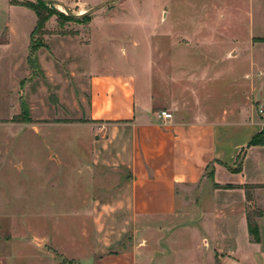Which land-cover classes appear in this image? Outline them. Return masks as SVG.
I'll list each match as a JSON object with an SVG mask.
<instances>
[{
    "label": "crops",
    "instance_id": "1",
    "mask_svg": "<svg viewBox=\"0 0 264 264\" xmlns=\"http://www.w3.org/2000/svg\"><path fill=\"white\" fill-rule=\"evenodd\" d=\"M20 2L0 0V32L7 31L0 43V64L14 76L28 74L37 60L43 69L46 65L42 52L29 53L37 17ZM16 10L35 19L23 38L13 20ZM13 38L19 39V52L11 50ZM253 38L251 33L247 50L231 47L220 56L226 60L228 54L235 58L248 52L252 67L256 54L262 61L246 74L248 84L233 89L240 102L232 99L230 105L212 103L215 89L207 87L212 78L205 67L171 73L161 69L155 85L145 76L137 88V71L127 67V60L92 66L86 76L88 99L82 101L86 152L92 170L108 178L96 183L98 195L91 199L99 245L75 264H264V144L248 146L264 127L257 110L264 106V42ZM176 43L173 37L157 36V58L191 60L189 40L186 51L167 55L165 45ZM142 59L136 57L139 65ZM223 97L228 102L229 93ZM11 101L19 107L20 99ZM158 110L170 112L172 118L162 121ZM26 125L27 133L13 132V151L20 155L26 150L32 161L36 127ZM252 210L262 213L256 217L258 241L248 232L246 215ZM23 252L32 256L28 264H46V259L57 264L35 246L15 247L10 255L0 250V264H22L28 256ZM176 254L182 257L179 262L174 261Z\"/></svg>",
    "mask_w": 264,
    "mask_h": 264
},
{
    "label": "rangeland",
    "instance_id": "2",
    "mask_svg": "<svg viewBox=\"0 0 264 264\" xmlns=\"http://www.w3.org/2000/svg\"><path fill=\"white\" fill-rule=\"evenodd\" d=\"M15 1L38 6L37 0ZM56 1L64 6H39L48 18L32 38L38 45L35 53L45 55V68L37 65V60L28 74L14 76L0 64V97L5 98L0 101V250L10 255L15 247H41L57 264H75L99 245L91 199L98 195L96 183H106L108 178L104 172L92 170L86 152L89 143L82 101L88 99L86 76L92 66L127 60V67L137 71V88L145 76L155 85L161 69L171 73L172 69L195 66L199 71L205 67L212 78L207 87L215 89V107L230 105L232 99L240 102L233 89L248 84L246 74L255 72L257 62L262 61L256 54L252 67L248 52H239L235 58L228 54L226 60L220 56L231 47L247 50L251 33L255 41L264 42V0ZM68 11L71 15L86 12L87 16L69 19L64 16ZM15 12L13 20L23 38L35 19L22 10ZM157 36L175 38V46L165 45L169 57L172 51H186L189 40L191 60L158 59ZM6 38L3 29L0 43ZM16 39L11 50L19 52L21 45ZM142 56L139 65L136 57ZM203 56L208 59H200ZM226 93L228 102L223 97ZM28 96L33 100L28 101ZM12 98L20 99L19 107ZM28 122L36 127L32 161L26 150L20 155L13 151V132L27 133ZM189 192L187 189V202L191 200ZM188 207L187 203L185 211ZM31 257L22 258V264H28ZM174 258L175 262L182 260L178 254Z\"/></svg>",
    "mask_w": 264,
    "mask_h": 264
},
{
    "label": "trees",
    "instance_id": "3",
    "mask_svg": "<svg viewBox=\"0 0 264 264\" xmlns=\"http://www.w3.org/2000/svg\"><path fill=\"white\" fill-rule=\"evenodd\" d=\"M13 2H15V0H12ZM37 5H35L33 2L31 1H22L20 2L21 4L31 8L32 10H34L35 14H36V17H37V20H36V26H35V29L33 30V32L31 33V44H30V51L31 52H35L36 51V48L38 45H36L32 40L34 34L37 32V28L39 26H42L43 23L47 20V16H43L42 13H41V10L39 9V6L41 8H48L46 4H51V3H48V2H45L43 0H37ZM60 15H63V13H60ZM65 17L67 18H72L74 20H80L81 18H84L85 14L79 16V17H74L70 14H66L64 15ZM256 144H264V127L262 128V130L255 134L251 140L249 141L248 143V146L250 145H256ZM247 198L250 200L252 197H251V194L247 191ZM262 213L261 211H257V210H252V211H248L247 212V226H248V232H249V235L251 236V238L254 240V241H258L259 240V232H258V227H257V223H256V217L257 216H260Z\"/></svg>",
    "mask_w": 264,
    "mask_h": 264
},
{
    "label": "built area",
    "instance_id": "4",
    "mask_svg": "<svg viewBox=\"0 0 264 264\" xmlns=\"http://www.w3.org/2000/svg\"><path fill=\"white\" fill-rule=\"evenodd\" d=\"M257 110L260 116L262 117L263 124H264V106L259 105ZM156 114H157V117L161 119L162 121H167L172 118V114L170 112H167L166 110H158Z\"/></svg>",
    "mask_w": 264,
    "mask_h": 264
},
{
    "label": "water",
    "instance_id": "5",
    "mask_svg": "<svg viewBox=\"0 0 264 264\" xmlns=\"http://www.w3.org/2000/svg\"><path fill=\"white\" fill-rule=\"evenodd\" d=\"M43 1L48 2V3H51V4H53V5L58 4V5H62V6H64L63 3L59 2V1H56V0H43ZM64 8L66 9V7H64ZM67 14H70V15H71V13H70L69 11L67 12ZM83 14H86V12H85V13H82V14H80V15H73V14H72V16H74V17H78V16H81V15H83Z\"/></svg>",
    "mask_w": 264,
    "mask_h": 264
}]
</instances>
